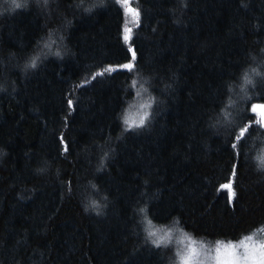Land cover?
Returning <instances> with one entry per match:
<instances>
[{"label":"trees","instance_id":"trees-1","mask_svg":"<svg viewBox=\"0 0 264 264\" xmlns=\"http://www.w3.org/2000/svg\"><path fill=\"white\" fill-rule=\"evenodd\" d=\"M0 13V264H181L186 236L264 238V0Z\"/></svg>","mask_w":264,"mask_h":264},{"label":"rangeland","instance_id":"rangeland-1","mask_svg":"<svg viewBox=\"0 0 264 264\" xmlns=\"http://www.w3.org/2000/svg\"><path fill=\"white\" fill-rule=\"evenodd\" d=\"M149 103L148 97L139 95L128 107L125 120L134 123V127L142 126L139 125V120L141 117L146 120L144 113L148 115ZM184 239L185 252L181 264H261L264 259V249L260 248L264 244V238L256 235H249L232 243L205 241L191 236Z\"/></svg>","mask_w":264,"mask_h":264},{"label":"snow or ice","instance_id":"snow-or-ice-1","mask_svg":"<svg viewBox=\"0 0 264 264\" xmlns=\"http://www.w3.org/2000/svg\"><path fill=\"white\" fill-rule=\"evenodd\" d=\"M47 2H48V0H44V3L45 4H47ZM14 3H15V0H11V2H10V4L13 6L14 5ZM125 3H127V0H125ZM16 6H18V5H16ZM137 15H138V13H137ZM129 37L128 36H125L124 37V39L125 40H127ZM53 43V41H52V38H51V34H50V36H49V41L47 42V43H45V45H44V47L45 48H50L51 47V44ZM56 55H59V53H56ZM133 56H134V53H133ZM39 60V56H33L31 59H30V64H29V66H31V67H35L36 66V64H37V61ZM117 63H119V62H117ZM122 68H126V69H130L131 67H132V65L131 64H122V65H120ZM107 71V70H106ZM253 72H256V69H253L252 70ZM257 75H260V73H256ZM244 83L245 84H250V83H252V81L250 80V78H249V76L247 75V74H245V76H244ZM145 105H141V107H144ZM144 116H147V113H144ZM126 123L128 122L127 120L125 121ZM144 118L143 117H141V119L139 120V125H143L144 124ZM244 131L245 130H243L242 129V131H241V133H240V136L242 137L243 135H244ZM240 137H237V139H239ZM233 147H236V145H233ZM261 159H264V157H261ZM141 211H143V209L141 210ZM150 235H155V233H149ZM248 239H251V237H249ZM154 243H160L161 241H158V240H154L153 241ZM260 248L261 249H264V244H262V245H260ZM261 264H264V259H262L261 260Z\"/></svg>","mask_w":264,"mask_h":264},{"label":"clouds","instance_id":"clouds-1","mask_svg":"<svg viewBox=\"0 0 264 264\" xmlns=\"http://www.w3.org/2000/svg\"><path fill=\"white\" fill-rule=\"evenodd\" d=\"M10 2H11V0H10ZM29 3H30V0H15L14 5L12 6L13 11H15L16 9H21V8L27 9ZM16 5H18V6H16ZM0 15H2V13H0ZM26 64H27V67L32 69V70H34L38 66L37 64L35 67L29 66L30 61L26 62ZM261 157H264V154L253 157V162L256 165L257 171H264V159H261ZM93 210H96L95 206H94Z\"/></svg>","mask_w":264,"mask_h":264},{"label":"water","instance_id":"water-1","mask_svg":"<svg viewBox=\"0 0 264 264\" xmlns=\"http://www.w3.org/2000/svg\"><path fill=\"white\" fill-rule=\"evenodd\" d=\"M262 122L264 123V109H263V114H262Z\"/></svg>","mask_w":264,"mask_h":264}]
</instances>
